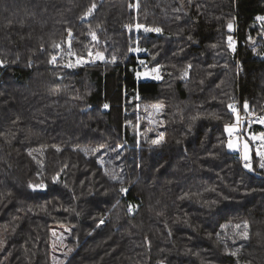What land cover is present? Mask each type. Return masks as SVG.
Listing matches in <instances>:
<instances>
[{
  "label": "trees",
  "instance_id": "16d2710c",
  "mask_svg": "<svg viewBox=\"0 0 264 264\" xmlns=\"http://www.w3.org/2000/svg\"><path fill=\"white\" fill-rule=\"evenodd\" d=\"M259 17L264 0H0V264H51L55 226L62 264H264V158L248 170L225 128L234 100L264 113ZM137 24L163 30L137 35L160 81L137 79Z\"/></svg>",
  "mask_w": 264,
  "mask_h": 264
},
{
  "label": "rangeland",
  "instance_id": "374dc122",
  "mask_svg": "<svg viewBox=\"0 0 264 264\" xmlns=\"http://www.w3.org/2000/svg\"><path fill=\"white\" fill-rule=\"evenodd\" d=\"M232 31L234 30V25L233 28L231 29ZM136 38L133 43L132 47V54H135L142 63V69L138 71L142 75L137 76V79L139 81H148V80H156L160 81L163 77L162 75V68L160 65H150L149 63L146 62V56L148 54V50L141 46L138 41V33L140 31L145 32V28H139L137 29L136 27L134 28ZM232 36V35H231ZM233 37V36H232ZM135 49H139L138 51ZM233 50L237 49V43L234 41L233 42ZM97 60L96 57H93L92 60L85 61L86 62H95ZM73 63V62H69ZM74 63H81L80 59H75ZM83 63V61H82ZM154 69H158V71H154ZM144 73H147V75H143ZM156 76H159L160 79H156ZM247 103L248 111L250 113H256L257 116L253 119L252 124H247L244 129V134L243 138H235L232 141L234 144L233 149H229L231 152H240V155L242 159L244 160V155L247 154L249 157L248 161L244 160V165L245 163H250L251 168H247L248 170L252 171V147L255 148V151L258 155L260 153H264V136L261 134H264V123L261 121H264V113H260L257 110H255L248 102ZM157 106V105H156ZM156 106H144L145 110V115L146 119L150 122L151 126L150 129L152 132L156 134V139L161 138V134H163V129H162V107H156ZM232 110V107H230ZM233 111V110H232ZM235 120V119H234ZM233 120V121H234ZM259 125L263 127L262 131L256 132V131H249L250 127L254 125ZM229 133V130H228ZM163 139V136H162ZM245 144L248 145L247 149L245 148ZM261 156V155H260ZM263 162V161H262ZM71 226H55L52 229V238H51V245H50V251H51V264H62L68 253L70 252L69 249H72L71 246L68 244V238L71 235Z\"/></svg>",
  "mask_w": 264,
  "mask_h": 264
},
{
  "label": "snow or ice",
  "instance_id": "6c2138e0",
  "mask_svg": "<svg viewBox=\"0 0 264 264\" xmlns=\"http://www.w3.org/2000/svg\"><path fill=\"white\" fill-rule=\"evenodd\" d=\"M94 8H95V4H93L92 7L88 9V11H87V13H86L85 15H90L91 12H92V10H93ZM259 19L264 20V17H259ZM129 27H131V25H129ZM142 27H144V26H143V25H140V24H137V25H136V28H137V29L142 28ZM228 28H229L230 30L233 28V24H232L231 22L228 23ZM145 31L161 32V31H163V30H162L161 28H158V27H157V28H152V29H147V28H145ZM68 32H69V35H71V30H70V29L68 30ZM94 38H95V37H94ZM189 39H191V37H189ZM227 40H228V45H229V47H233V37H232V36H228V37H227ZM135 50L138 51L139 49H135ZM100 58L102 59L103 57H100ZM113 59H115V57H113ZM55 60H56V57L53 56V57H52V61L55 62ZM2 63H3V61H0V64H2ZM141 63H143V62H141ZM71 66H72V65H69V67H71ZM188 67L190 68L191 65H189ZM154 71H158V69H154ZM140 75H142V74L138 72V73H137V76H140ZM143 75H147V73H144ZM156 79H160V77H159V76H156ZM104 107L107 108L108 105L105 104ZM156 107H160V106L157 105ZM229 107H232V106L230 105ZM244 107H245V108L248 107L247 103H245ZM233 111H235V109H233ZM261 122L264 123V121H261ZM137 127H138V126H137ZM225 128L228 129V130H229V134H231V126H229V125H225ZM261 135L264 136V134H261ZM162 136H163V134H161V138H160V139H154V140H152L151 142H152L153 144H159V143H161ZM227 147H228L229 149H233V148H234V144L232 143L231 140L228 141V143H227ZM247 147H248V145L245 144V148H246V149H247ZM96 150L98 151L99 149H96ZM260 155H261L262 158H264V153H260ZM244 160H245V161H248V160H249V157H248L247 154L244 155ZM244 166L247 167V168H251V164H250V163H245ZM260 166H261V168H264V163H261ZM54 179H55V178H54ZM29 187H32L33 189H36V188H43L44 185H42V184L31 185V184H30ZM121 191H122V192H126L127 189L121 188ZM101 222H102V221H101ZM237 227L239 228L240 226L237 225ZM244 227H245V231L242 232L241 235H242L244 238H247V237H248V231H247L248 226L245 225ZM69 251H71V249H69ZM232 254L235 255V253H232Z\"/></svg>",
  "mask_w": 264,
  "mask_h": 264
},
{
  "label": "built area",
  "instance_id": "2783aa9c",
  "mask_svg": "<svg viewBox=\"0 0 264 264\" xmlns=\"http://www.w3.org/2000/svg\"><path fill=\"white\" fill-rule=\"evenodd\" d=\"M234 41L236 43L238 42L235 36H233V42ZM244 105L245 103L241 102L240 100H234L231 104L232 110L235 109V120L228 124L229 126H231V134L228 133L229 140H233L235 138L242 139L245 126L247 124H252L253 119L255 118V116H257L256 113H250L248 109L246 110Z\"/></svg>",
  "mask_w": 264,
  "mask_h": 264
},
{
  "label": "crops",
  "instance_id": "0c3cea01",
  "mask_svg": "<svg viewBox=\"0 0 264 264\" xmlns=\"http://www.w3.org/2000/svg\"><path fill=\"white\" fill-rule=\"evenodd\" d=\"M235 152V151H234Z\"/></svg>",
  "mask_w": 264,
  "mask_h": 264
}]
</instances>
